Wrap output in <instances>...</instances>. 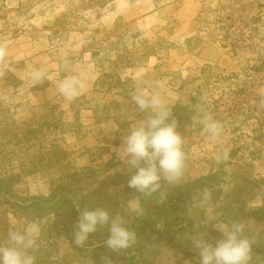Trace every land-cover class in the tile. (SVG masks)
<instances>
[{
    "label": "rangeland",
    "instance_id": "374dc122",
    "mask_svg": "<svg viewBox=\"0 0 264 264\" xmlns=\"http://www.w3.org/2000/svg\"><path fill=\"white\" fill-rule=\"evenodd\" d=\"M241 25L248 40L235 47ZM0 45V239L37 219L36 264H199L188 236L212 214L247 224L251 264H264V0H0ZM41 67L87 87L68 103L51 81L32 86ZM240 85L257 106L226 114L222 94ZM137 91L168 98L187 156L181 182L148 197L128 187L117 152L143 116ZM202 112L223 125L219 141L196 123ZM96 207L125 216L131 249H108L106 227L86 248L71 243L78 208ZM199 230L213 243L221 235L212 223Z\"/></svg>",
    "mask_w": 264,
    "mask_h": 264
},
{
    "label": "clouds",
    "instance_id": "9594fccd",
    "mask_svg": "<svg viewBox=\"0 0 264 264\" xmlns=\"http://www.w3.org/2000/svg\"><path fill=\"white\" fill-rule=\"evenodd\" d=\"M7 57L6 46L0 45V63ZM30 79L32 86L51 81L58 94L68 103L76 100L87 87L80 75L68 74L52 80L46 67L33 70ZM130 99L135 111L143 116L130 126L117 152L121 162L132 173L128 187L148 197L160 189L162 182L176 185L183 179L187 161L184 137L177 130L172 105L162 91L150 94L137 91L130 94ZM196 123L202 126L212 142L221 139L223 125L210 114L202 112ZM229 152L228 149L216 152L213 157L215 163H226L230 158ZM209 198L210 193L205 190L203 199ZM78 210L80 215L74 225L71 241L76 248H86L89 234L105 227L108 236L104 245L112 252L123 254L137 243V234L129 227L123 214L112 215L108 209L101 207ZM131 211L142 214L138 208ZM209 223L221 234L215 243L205 238L206 232L199 230L201 225ZM43 231L44 225L37 219L27 221L22 228L10 226L6 236L0 239V264H36L35 253L40 247ZM249 231V226L243 222L220 223L214 215L209 214L202 224L193 227L188 239L198 252L199 264H251L255 240L247 234Z\"/></svg>",
    "mask_w": 264,
    "mask_h": 264
},
{
    "label": "built area",
    "instance_id": "2783aa9c",
    "mask_svg": "<svg viewBox=\"0 0 264 264\" xmlns=\"http://www.w3.org/2000/svg\"><path fill=\"white\" fill-rule=\"evenodd\" d=\"M254 25V24H253ZM233 32H241L243 41H239L236 44L233 43L235 47L238 45L245 44V40H248L246 36L249 35L250 26L241 25V28L237 26L232 27ZM256 96L248 93L247 89L240 85L236 91L225 90L222 94V98L226 99V103L223 106L226 114L239 113L243 115H248L253 112L257 106ZM257 98V97H256Z\"/></svg>",
    "mask_w": 264,
    "mask_h": 264
}]
</instances>
